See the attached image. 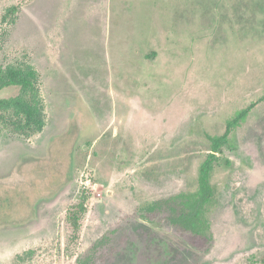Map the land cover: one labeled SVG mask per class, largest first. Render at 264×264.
Segmentation results:
<instances>
[{
  "label": "rangeland",
  "instance_id": "374dc122",
  "mask_svg": "<svg viewBox=\"0 0 264 264\" xmlns=\"http://www.w3.org/2000/svg\"><path fill=\"white\" fill-rule=\"evenodd\" d=\"M8 63L44 125L0 124V264H264V0H0ZM210 155L194 240L148 208Z\"/></svg>",
  "mask_w": 264,
  "mask_h": 264
},
{
  "label": "trees",
  "instance_id": "16d2710c",
  "mask_svg": "<svg viewBox=\"0 0 264 264\" xmlns=\"http://www.w3.org/2000/svg\"><path fill=\"white\" fill-rule=\"evenodd\" d=\"M9 86L18 87L20 94L12 99L0 100V124L19 134L40 131L44 125V115L35 68L29 63L0 65V89ZM245 113L246 111H241L238 118L244 116ZM217 141L218 139L215 140L216 146ZM212 158L213 155H210L200 167L199 186L196 194L162 199L148 208V211L151 212L161 211L162 221L184 232H189L194 240L203 239L206 241L210 238L208 225L202 217V209L212 194L209 181ZM82 212L83 209L78 213L75 211L70 213V223L75 229L78 228V218ZM113 249V242H109L108 252L104 254V251H101L97 255L104 260L106 256L112 254ZM93 250L95 249L93 248ZM94 253L96 252L94 251Z\"/></svg>",
  "mask_w": 264,
  "mask_h": 264
}]
</instances>
